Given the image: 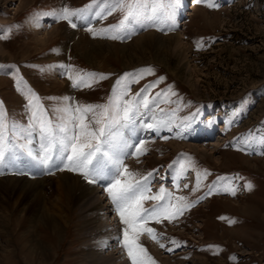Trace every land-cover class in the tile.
I'll return each instance as SVG.
<instances>
[{
    "label": "rangeland",
    "instance_id": "obj_1",
    "mask_svg": "<svg viewBox=\"0 0 264 264\" xmlns=\"http://www.w3.org/2000/svg\"><path fill=\"white\" fill-rule=\"evenodd\" d=\"M87 3L89 0H0V65L14 66L0 69V101L9 119L27 123L29 115L28 100L17 88V68L19 76L41 98L69 96L81 104L107 102L113 85L125 72L152 68L151 74L131 84L130 94L159 81L149 95H165L151 107L153 112L163 109L167 113L164 118L171 120L170 130L162 128L157 133L139 129L137 139L147 141L148 151L139 157V163L131 156L125 163L141 175L153 172L149 195L163 186L174 197L183 195L188 202H198L171 222L150 221L149 226L156 229L159 239L152 240L144 234L141 243L156 264H264V144L257 141L249 146L243 142L250 131L257 138L264 133V0H173L164 20L137 24L130 37L116 40L94 37L87 29L116 24L122 15L119 12L106 19L77 22L76 28L41 15L40 36L57 32L50 40L36 39V13L58 10L64 5L80 8ZM5 34L7 39L2 38ZM198 44L202 46L197 47ZM60 65L103 73L107 78L99 79L91 88H73ZM44 103L48 107L53 102L45 99ZM188 157L193 166L177 179L180 164L173 162L186 161ZM32 167L36 176L51 178L45 204L52 206L54 213L56 205L62 208L57 217L62 226L59 238L50 240L49 230L41 232L47 226L43 222L32 236L39 242L43 238V244L52 248L45 260L28 254L30 237L24 242L19 239L30 226L34 212L29 210L31 201L26 204L8 182L12 177L29 180ZM61 168L63 165L46 170L23 155L15 167L2 170L0 182H5L1 184L4 191L0 192V210L4 213L5 209L9 220L4 221L0 215V264H120L123 260L131 264L117 239L122 238L124 225L107 193L102 198L103 207L89 213L82 205L86 193L93 195V191H74L67 203L60 201L56 182L53 183L59 174H69L91 186L103 180L90 183L80 173ZM205 169L211 173L206 178ZM197 173L200 187L193 192ZM235 175L243 177L233 181L238 185L235 196L215 190L207 194L218 176ZM248 182L253 185L251 190L244 187ZM153 203L146 201L145 207ZM105 206H110V212L104 210V215L99 214L91 224L89 214L99 213ZM20 215L24 218L16 227ZM106 216L111 226L89 235L91 225L105 223ZM8 232L10 242L4 237ZM108 235L115 240L110 245L119 252L114 258L106 248L92 251L94 244L105 245ZM173 239L179 246L172 243Z\"/></svg>",
    "mask_w": 264,
    "mask_h": 264
},
{
    "label": "snow or ice",
    "instance_id": "obj_2",
    "mask_svg": "<svg viewBox=\"0 0 264 264\" xmlns=\"http://www.w3.org/2000/svg\"><path fill=\"white\" fill-rule=\"evenodd\" d=\"M172 2L173 0H89V3L80 8L64 5L58 10L36 13V26L39 27L41 15L66 21L72 28H76L77 22L86 23L94 18L106 19L107 16L119 12L122 15L116 24L101 29L89 27L87 30L94 37L123 39L125 36H131L137 24L164 20L167 16V6ZM212 6L214 5L209 4V7ZM2 38L7 39V34ZM6 67L14 66L0 65V69ZM59 67L67 73L73 88H91L99 79L107 78L103 73L77 70L72 65ZM153 71L149 67L125 72L116 80L107 102L81 104L69 96L41 98L27 86L23 77L19 76L17 68L14 73L17 88L28 100L27 123L10 120L3 102L0 101V174H3L2 170L6 167H15L21 156L26 155L46 170L63 165L60 170L78 172L90 183L105 181L107 196L124 225L122 238L117 239L131 264H156L141 243V236L144 234L152 240L159 239L156 229L149 226L150 221L159 224L166 219L171 222L198 202H188V198L183 195L174 197L173 193L163 186L157 193L149 195L152 192L150 185L153 172L141 175L125 163V159L130 156L136 158L139 163V157L148 151L147 141L137 139L139 129L155 130L157 133L162 128L170 130L171 120L164 118L167 113L163 109H160L159 113L153 112L151 107L159 97L165 95L163 92H158L155 96L149 95L150 89L159 81L145 85L139 92L130 94L131 84L138 83L144 75ZM45 99L53 103L46 107ZM172 115H175V110ZM145 120L151 122L145 123ZM257 141L264 144V133L257 138L250 131L243 142L250 146V142ZM173 163L180 164L177 179L193 166L191 157L186 161ZM208 175L211 173L205 169L204 177ZM240 179L243 177L238 175L218 176L216 181L209 185L207 194L211 195L215 190L235 196L238 185H234L233 181ZM184 187L187 188L188 185L185 184ZM199 187L200 173H197L196 186L192 191H198ZM244 187L251 190L253 185L248 182ZM146 201L155 203L145 207ZM172 243L177 244L174 239ZM160 247L163 248L164 245L161 244ZM168 251L172 249L169 248Z\"/></svg>",
    "mask_w": 264,
    "mask_h": 264
},
{
    "label": "bare ground",
    "instance_id": "obj_3",
    "mask_svg": "<svg viewBox=\"0 0 264 264\" xmlns=\"http://www.w3.org/2000/svg\"><path fill=\"white\" fill-rule=\"evenodd\" d=\"M40 30H41V24H39V27H37L36 24H35L34 32L37 35L36 39H39V41L40 40L41 41L50 40L51 37L54 36V33L57 32V31L56 32L51 31V32H48V34L46 32L45 33V37H43L44 35L40 36ZM102 49H104V48H102ZM0 53H1V51H0ZM193 149L197 150L196 147L195 148L193 147ZM30 173L32 174V176H31V178L29 180L26 179L25 177H22V178L12 177V179H8V182L14 188L13 189L14 193H19L21 195L20 198L25 199V203L26 204H28V202L31 201V206H30L29 210L33 209V212H34L33 213V218L29 221L30 226H28L22 232L23 233L22 236H25L26 238L21 236V237H19V239H21L24 242V239L27 240V238L30 237L28 242H31V244L29 245L30 248L28 247L29 248V250L27 251L28 254L31 255V256H36V255L38 256L39 255L40 257H42V259L45 260V258L48 257V255H50L52 248H50L49 244H43V243H45V242H43L44 241L43 238H39V239H41V242H39V241H37L36 237H32V236L35 233L34 230L36 229V227L37 226L38 227L41 226L42 222H43L45 225L47 224V226H43L44 229L41 227L42 228L41 232H43L44 230L45 231L49 230L50 233L48 232V236H49L50 240L52 239V237L53 238L54 237H58L59 238L61 236L62 226L60 225V223H59L60 220L57 217L61 216L60 213L62 212V208H61L60 204L56 205V207H57L56 208V213L57 214H56V213L53 212V209L51 210L52 206H50L51 207L50 208L48 206L49 204H45V202H46L45 200L48 198L47 193H46V188H48V186L51 185V183H52L51 178H49L50 176L46 177V178H45V176H44V178H42L41 176H36L35 175L36 170L34 169V167H32V171ZM38 174H39V172H38ZM27 176H29V175H27ZM4 182L3 181L0 182V192L4 191L3 190V186L1 185ZM54 182H56V188H57L56 190H58V192H59V194L61 196L60 201L63 200V201H67V203H69V201L71 199V195H72V193L74 191L76 192L77 190L78 191L91 190V191L94 192V194L93 195H88V194H90V192L86 193L85 196H87V198L84 200V203L82 205L83 209L86 210L87 212L89 211V213H90V211L91 210L93 211V209H96V208L99 209L100 207H103L102 203H104L105 201H102V198L106 194L105 187L107 186L105 181H101V184L98 183V185L94 184V186H91V185H87V184L81 183L80 180L77 177L71 176L69 174H67V175L66 174H59V175L56 176V178L53 179V183ZM1 194L2 193H0V196H1ZM82 199H84V198H82ZM2 210H0V211H2ZM104 210L107 211V213L110 212V206H105L103 208V210L101 212H99V213L91 212V214H89L90 217L87 218L88 221H90L91 224H94L95 223L94 219H96L99 214H101V215L103 214L104 215ZM5 214H6V211L4 209V213L2 211V214H0V215L3 218L4 221H7L9 219H7L8 217ZM105 215H107V214H105ZM22 218H24V216L20 215V217L18 218V221L15 222L16 223V227L17 226H21L20 224H21ZM114 220H116V219H113L112 221H114ZM2 222L3 221L0 218V227H2L1 226ZM38 222H40V223H38ZM4 224H6V223H4ZM98 224L97 225H91V231L88 233L89 235H93L95 233H99V232L107 230V228H109V226H111V220L108 218V216H106L105 223H103V224L98 223ZM0 232H3V230L0 229ZM20 234H21V232L18 233V235H20ZM4 237H6V241L7 242L12 241V238H11L9 232L5 233ZM107 237H108V240H106L107 242H106L105 245H99L100 246L99 247V246H96L94 244L93 246H91L92 247V251H97L96 249L101 251L104 248H106V250H111V253H110L111 258H114V256H116L115 254H118L119 252H116L117 249H116L115 245L114 246L110 245V241L111 240L115 241V240H113V236L108 235ZM116 259L120 260L122 258L118 257ZM97 261H99V260H97ZM120 264H127V263L123 260L122 262H120Z\"/></svg>",
    "mask_w": 264,
    "mask_h": 264
}]
</instances>
